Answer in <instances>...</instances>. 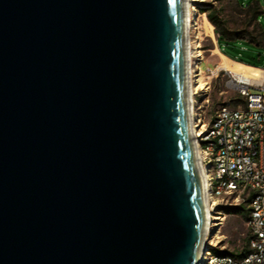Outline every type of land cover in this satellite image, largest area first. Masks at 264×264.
<instances>
[{"label": "water", "instance_id": "water-1", "mask_svg": "<svg viewBox=\"0 0 264 264\" xmlns=\"http://www.w3.org/2000/svg\"><path fill=\"white\" fill-rule=\"evenodd\" d=\"M184 0H0V264H198Z\"/></svg>", "mask_w": 264, "mask_h": 264}, {"label": "built area", "instance_id": "built-area-1", "mask_svg": "<svg viewBox=\"0 0 264 264\" xmlns=\"http://www.w3.org/2000/svg\"><path fill=\"white\" fill-rule=\"evenodd\" d=\"M188 15L190 18V12ZM187 62L188 76L192 79L196 75L206 80L212 78L218 66L203 72L202 59L198 61L192 54ZM249 67L255 70L249 75L224 71L226 85L236 96L223 101L208 121V82L204 89L191 91L193 138L206 199L204 213L211 216L213 226L208 231L205 219V233L220 228L234 208L248 209L247 253L234 258L214 248L211 238L204 236L203 258L198 264H264V65ZM215 250L221 254H211Z\"/></svg>", "mask_w": 264, "mask_h": 264}, {"label": "rangeland", "instance_id": "rangeland-1", "mask_svg": "<svg viewBox=\"0 0 264 264\" xmlns=\"http://www.w3.org/2000/svg\"><path fill=\"white\" fill-rule=\"evenodd\" d=\"M252 1H257L262 9V14L259 16L258 22L264 34V0H242L243 5H248ZM190 4L193 8V10H189L191 18L190 23L191 25L196 24L195 28L197 31L196 34H193L192 32L194 31V27H191V32L188 37L189 52H193L192 48L194 44L198 45L202 59L200 68L203 72H206L208 69H213L215 65L224 62V60L219 56V53L228 57L231 61L229 65L233 68V70L243 72L244 74H249V70L244 67L236 66L234 63L242 64L239 61L243 60L246 63H251L255 67H262L264 65V48H255L243 42H234L229 44L221 43L218 45L217 37L214 34V28H212L214 39L212 40L207 36V23L209 22L207 21L206 15L202 13V10L207 9L208 6L218 7L219 4L217 2L214 0H193ZM228 13L230 12L226 10L225 15ZM195 62L196 60H194V63ZM201 80L208 82L209 87V104L206 109V121H208L218 106L223 101L233 99L236 96V93L227 87V75L224 71H219L214 77L207 80L204 78ZM210 232L211 233L209 234L208 239L211 238V245L214 248L223 252L240 251L247 235L246 220L241 218L239 215L233 214L231 211L223 225L220 228H213ZM211 254L221 253L211 251Z\"/></svg>", "mask_w": 264, "mask_h": 264}, {"label": "trees", "instance_id": "trees-1", "mask_svg": "<svg viewBox=\"0 0 264 264\" xmlns=\"http://www.w3.org/2000/svg\"><path fill=\"white\" fill-rule=\"evenodd\" d=\"M214 1L219 4L218 7L208 6L207 9L202 10V13L206 15L207 21L213 26L218 45L243 42L255 48H264V34L258 22L262 9L257 1H252L248 5H243L242 0ZM226 10L230 12L227 15H225ZM239 62L255 67L243 60ZM232 212L247 221L248 209L245 206L236 207ZM223 253L234 258L245 255L247 253V237L244 239L240 251Z\"/></svg>", "mask_w": 264, "mask_h": 264}, {"label": "bare ground", "instance_id": "bare-ground-1", "mask_svg": "<svg viewBox=\"0 0 264 264\" xmlns=\"http://www.w3.org/2000/svg\"><path fill=\"white\" fill-rule=\"evenodd\" d=\"M184 1H185V29H184L185 33H184V35H185V41H186V59H185V62H186L188 123H189V131H190V142H191V146H192V150H193L196 162L198 164L199 163L198 161H199L200 157H199L198 149L196 147V142H195V140L193 138V137H195V134H194L193 120L191 118L192 112H191V109H190V100H191V91L196 89V88L197 89H204V86L207 85V82L202 81L200 77H197V75L193 76V79H192V77L190 78L188 76L189 71L187 69V63H188L187 60H188L189 54L192 53V57L193 58H197V60L199 61L201 59V52H200L199 47H198L197 44L193 45V48H192L193 52H189L188 51V50H190L189 49V40H188L189 38L188 37H189L190 32H191V27H194L193 28L194 31L192 32L193 34H196L197 29L195 28L196 24L191 25V23H190L191 21H190L189 15H188L189 10L190 9L193 10V8H192V6L190 4V2L193 1V0H184ZM207 25H208V30H207L206 34H207V36L209 38H211L213 40L214 39V35H213V32H212V28L213 27L209 23H207ZM206 28H207V26H206ZM219 56L224 60V62H221V63L218 64L217 68L213 71V76L212 77H214L218 71H227V72H232V73H243V72H237V71L233 70V68L229 65L231 63V61L226 56H224L223 54H220V53H219ZM234 65L239 66V67L247 68L249 70V74H251V73H253L255 71L251 67L245 66V65H242V64H239V63L238 64L234 63ZM190 72H192V71H190ZM249 74H245V75H249ZM201 177H202V174L200 175V179H201ZM201 181H202V179H201ZM201 191H202L201 194H202L203 205H205L206 199H205V197L203 195V188H202ZM205 219L208 221L207 230L209 231L211 229V227H213V226L210 225L211 224L210 223L211 216H209L207 214L205 216ZM204 236H206V237L209 236L208 232H207V234L205 233ZM202 258H203V256L201 255V251H200V254L198 256V263L202 260Z\"/></svg>", "mask_w": 264, "mask_h": 264}, {"label": "crops", "instance_id": "crops-1", "mask_svg": "<svg viewBox=\"0 0 264 264\" xmlns=\"http://www.w3.org/2000/svg\"><path fill=\"white\" fill-rule=\"evenodd\" d=\"M225 56V55H224ZM227 57V56H226ZM228 58V57H227Z\"/></svg>", "mask_w": 264, "mask_h": 264}]
</instances>
